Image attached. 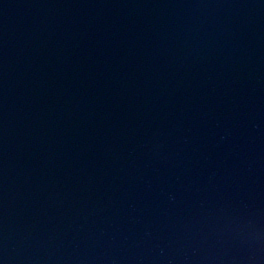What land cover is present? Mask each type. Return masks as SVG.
I'll return each mask as SVG.
<instances>
[{
    "label": "water",
    "instance_id": "water-1",
    "mask_svg": "<svg viewBox=\"0 0 264 264\" xmlns=\"http://www.w3.org/2000/svg\"><path fill=\"white\" fill-rule=\"evenodd\" d=\"M0 264H264V0H0Z\"/></svg>",
    "mask_w": 264,
    "mask_h": 264
}]
</instances>
